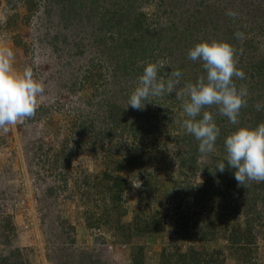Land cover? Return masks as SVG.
<instances>
[{
    "label": "rangeland",
    "instance_id": "rangeland-1",
    "mask_svg": "<svg viewBox=\"0 0 264 264\" xmlns=\"http://www.w3.org/2000/svg\"><path fill=\"white\" fill-rule=\"evenodd\" d=\"M200 41L234 48L239 125L264 122V0H0V48L45 89L0 130V264H173L190 250L198 264H264V182L215 170L236 126L207 107L220 135L201 154L174 94L126 108L146 63L181 70L178 87L203 75L187 58Z\"/></svg>",
    "mask_w": 264,
    "mask_h": 264
},
{
    "label": "clouds",
    "instance_id": "clouds-1",
    "mask_svg": "<svg viewBox=\"0 0 264 264\" xmlns=\"http://www.w3.org/2000/svg\"><path fill=\"white\" fill-rule=\"evenodd\" d=\"M226 15L235 17L228 10ZM236 38L243 39V32H236ZM235 50L224 41H200L187 50V58L199 60L204 74L195 82L181 83L183 73L171 70L167 77L158 75L165 64L163 61L149 62L138 76L134 89L127 99V107L143 111L153 98L175 95L181 102L184 115L181 121L185 132L198 141V151L208 154L215 151V143L220 135L213 114L207 107L216 106L219 114L236 126L224 138L225 159L218 162L216 171L224 173L225 162L232 171L238 186L246 187L249 182H264V122L255 127L239 125V114L247 105V88H237L235 79H244L243 70L236 67ZM14 52L10 48H0V130L7 132L9 126L31 118L43 95L44 84L34 78L31 67L17 72L13 67ZM257 111L264 105L256 104ZM134 188L141 187V181H130Z\"/></svg>",
    "mask_w": 264,
    "mask_h": 264
},
{
    "label": "trees",
    "instance_id": "trees-1",
    "mask_svg": "<svg viewBox=\"0 0 264 264\" xmlns=\"http://www.w3.org/2000/svg\"><path fill=\"white\" fill-rule=\"evenodd\" d=\"M224 132H226L225 133L226 135L229 134V131L222 130V135H224ZM116 184H118V183L116 182ZM144 226H146V228H147L146 231H158V230H160L159 226L156 225V221H153L151 223L148 222ZM195 255L196 254H195V252H193V250H190L189 253H186V252L177 253L175 263H173V264H198L199 259L196 258ZM3 261H5V259L1 258V262H3Z\"/></svg>",
    "mask_w": 264,
    "mask_h": 264
}]
</instances>
